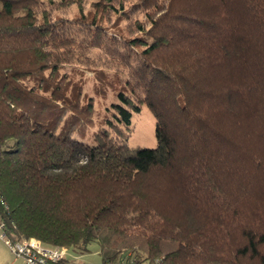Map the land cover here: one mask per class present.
Segmentation results:
<instances>
[{
  "label": "trees",
  "instance_id": "16d2710c",
  "mask_svg": "<svg viewBox=\"0 0 264 264\" xmlns=\"http://www.w3.org/2000/svg\"><path fill=\"white\" fill-rule=\"evenodd\" d=\"M87 1L0 0L3 233L97 242L103 264H264V0ZM80 66L125 81L92 142ZM144 105L158 143L132 147Z\"/></svg>",
  "mask_w": 264,
  "mask_h": 264
},
{
  "label": "rangeland",
  "instance_id": "374dc122",
  "mask_svg": "<svg viewBox=\"0 0 264 264\" xmlns=\"http://www.w3.org/2000/svg\"><path fill=\"white\" fill-rule=\"evenodd\" d=\"M92 8L89 0L85 2L84 9L89 11ZM60 15L72 17L79 13V7L77 4H72L68 7H63L58 10ZM146 21L145 12L140 10L131 11L130 18H123L119 20V26L126 28L127 25H131L132 28H136L135 20ZM116 21V14H113L111 19L107 21L108 25H112ZM70 69V67H69ZM73 76L83 78L84 92L91 96L94 100V113L93 122L94 125L87 128L85 136H81L76 133V136L82 139L92 142V133L99 126V120H101L105 113L106 107L115 100V92L123 86L125 83L124 78L121 75L116 74L114 70H107L106 74L108 82L106 85L99 83L98 75L95 71L96 68L89 66H80ZM99 83V84H98ZM105 84V83H104ZM100 87H106L105 92L99 90ZM98 87V88H97ZM132 131L128 136V144L132 147H155L158 143L156 134V119L147 105H144L139 112H134L132 116ZM3 230L0 226V264H28L24 259L16 257L11 251L10 247L4 239L1 238ZM100 247L97 242H92L89 245V250L81 252L74 248H68L67 259L69 264H103V259L99 253Z\"/></svg>",
  "mask_w": 264,
  "mask_h": 264
},
{
  "label": "built area",
  "instance_id": "2783aa9c",
  "mask_svg": "<svg viewBox=\"0 0 264 264\" xmlns=\"http://www.w3.org/2000/svg\"><path fill=\"white\" fill-rule=\"evenodd\" d=\"M1 238L6 241L13 254L24 259L28 264H62L67 260L68 248L65 246H52L36 237L19 241L10 240L4 233ZM117 264H147L136 260H123ZM158 264H165L159 262Z\"/></svg>",
  "mask_w": 264,
  "mask_h": 264
}]
</instances>
